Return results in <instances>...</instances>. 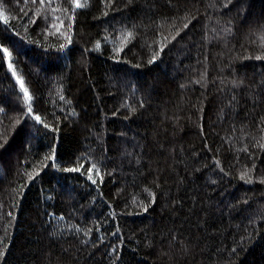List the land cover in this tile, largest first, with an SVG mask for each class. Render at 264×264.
<instances>
[{"label": "trees", "instance_id": "1", "mask_svg": "<svg viewBox=\"0 0 264 264\" xmlns=\"http://www.w3.org/2000/svg\"><path fill=\"white\" fill-rule=\"evenodd\" d=\"M79 3L0 0V264H264V0Z\"/></svg>", "mask_w": 264, "mask_h": 264}, {"label": "snow or ice", "instance_id": "2", "mask_svg": "<svg viewBox=\"0 0 264 264\" xmlns=\"http://www.w3.org/2000/svg\"><path fill=\"white\" fill-rule=\"evenodd\" d=\"M75 4H76V7H80V3H79V0H74ZM2 15V14H0ZM36 119H39V117H36Z\"/></svg>", "mask_w": 264, "mask_h": 264}]
</instances>
